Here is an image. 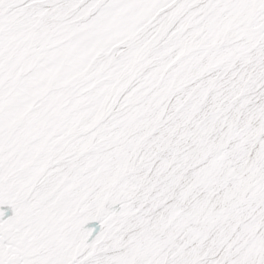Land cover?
I'll return each instance as SVG.
<instances>
[{
  "label": "snow or ice",
  "instance_id": "6c2138e0",
  "mask_svg": "<svg viewBox=\"0 0 264 264\" xmlns=\"http://www.w3.org/2000/svg\"><path fill=\"white\" fill-rule=\"evenodd\" d=\"M0 264H264V0H0Z\"/></svg>",
  "mask_w": 264,
  "mask_h": 264
}]
</instances>
